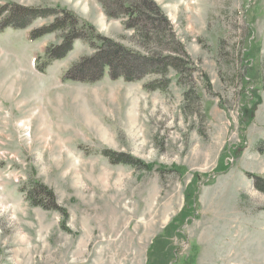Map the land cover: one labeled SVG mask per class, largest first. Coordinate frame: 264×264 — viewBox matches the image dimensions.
I'll return each mask as SVG.
<instances>
[{
  "label": "rangeland",
  "instance_id": "rangeland-1",
  "mask_svg": "<svg viewBox=\"0 0 264 264\" xmlns=\"http://www.w3.org/2000/svg\"><path fill=\"white\" fill-rule=\"evenodd\" d=\"M154 1L194 69L182 85L169 70L165 91L145 88L160 75L64 81L93 54L82 41L40 73L60 33H30L53 18L0 33V264H153L157 242L170 255L162 264H264V192L251 177L264 181V0ZM10 3L71 12L147 53L100 0L0 8ZM37 182L67 217L31 205L25 190Z\"/></svg>",
  "mask_w": 264,
  "mask_h": 264
},
{
  "label": "trees",
  "instance_id": "trees-1",
  "mask_svg": "<svg viewBox=\"0 0 264 264\" xmlns=\"http://www.w3.org/2000/svg\"><path fill=\"white\" fill-rule=\"evenodd\" d=\"M100 3L108 18L124 21L125 29L139 38V44L147 51L146 54L133 52L106 39L92 24L80 21L73 13L65 10L29 9L14 3L7 4L0 8V33L7 29H28L37 19L53 18L47 26L30 33L31 41L60 33L59 44L47 47L44 56L37 59L36 68L40 73H44L52 63L65 59L77 41L84 42L93 51L91 56L83 58L65 73L64 81L94 84L108 73L114 81L140 82L147 76L160 75L165 78V82L155 81L145 85V88L147 91H165L170 84L169 70L177 73L180 85L183 76H191L194 73L184 45L178 41L168 17L154 0H100ZM185 97L189 102L191 93L187 92ZM104 155L114 164L123 163L146 169L142 162L130 156L110 152H105ZM251 177L257 179L258 189L264 192V181L253 175ZM192 189L193 186H190V196L187 197L190 206L194 205ZM25 193L32 206L58 212L62 217H67V212L58 205L54 192L43 184L34 183ZM166 245L165 242L156 243L155 264H162L169 258Z\"/></svg>",
  "mask_w": 264,
  "mask_h": 264
}]
</instances>
